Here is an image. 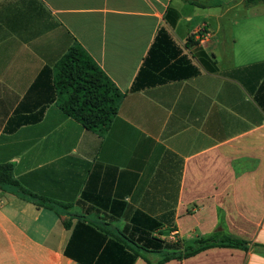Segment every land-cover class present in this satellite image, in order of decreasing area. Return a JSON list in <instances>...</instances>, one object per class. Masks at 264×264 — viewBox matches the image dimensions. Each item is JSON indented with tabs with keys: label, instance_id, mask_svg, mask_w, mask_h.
Segmentation results:
<instances>
[{
	"label": "crops",
	"instance_id": "1",
	"mask_svg": "<svg viewBox=\"0 0 264 264\" xmlns=\"http://www.w3.org/2000/svg\"><path fill=\"white\" fill-rule=\"evenodd\" d=\"M192 1L0 0V164L61 205L0 188V264H148L134 250L157 262L216 232L264 245V3ZM161 30L175 48L153 66L186 56L199 72L130 91ZM75 44L125 94L104 135L58 106L55 66Z\"/></svg>",
	"mask_w": 264,
	"mask_h": 264
},
{
	"label": "trees",
	"instance_id": "2",
	"mask_svg": "<svg viewBox=\"0 0 264 264\" xmlns=\"http://www.w3.org/2000/svg\"><path fill=\"white\" fill-rule=\"evenodd\" d=\"M192 2L200 7H206L205 4L196 0ZM245 2L247 5H252L264 3V0H245ZM192 41L193 38H189L187 45ZM168 43L173 45V41L167 32L161 30L150 51V57L146 59L130 91H139L152 85H162L175 79L196 75L199 72L186 56H182L174 62L165 58L161 60L159 65L153 66L152 61L157 57V54H160V48L166 49ZM176 54L179 55L180 51H177ZM200 61L204 67H207L203 58ZM146 76L151 78L152 81L144 86L142 80ZM54 82L58 95V106L66 116L79 122L88 131L99 135L108 132L118 114L120 102L125 94L118 89L79 44L72 46L56 64ZM0 188H11L14 194L27 198L40 207L54 209L56 206H61L59 203L38 197L23 188L14 177L11 164H0ZM65 225L70 226L68 222H65ZM177 246H175V249L172 248L170 252H166L162 260L156 263L132 247L131 249L136 254L143 256L148 264H163L171 259L180 260L212 247L239 248L245 251L255 247L256 252L264 253V245H251L250 242L223 232H216L211 236L198 238L181 253L177 250ZM160 247L157 246V249H161Z\"/></svg>",
	"mask_w": 264,
	"mask_h": 264
},
{
	"label": "built area",
	"instance_id": "3",
	"mask_svg": "<svg viewBox=\"0 0 264 264\" xmlns=\"http://www.w3.org/2000/svg\"><path fill=\"white\" fill-rule=\"evenodd\" d=\"M2 207V200L0 199V208Z\"/></svg>",
	"mask_w": 264,
	"mask_h": 264
},
{
	"label": "rangeland",
	"instance_id": "4",
	"mask_svg": "<svg viewBox=\"0 0 264 264\" xmlns=\"http://www.w3.org/2000/svg\"><path fill=\"white\" fill-rule=\"evenodd\" d=\"M263 6V5H262ZM156 263V262H155Z\"/></svg>",
	"mask_w": 264,
	"mask_h": 264
}]
</instances>
